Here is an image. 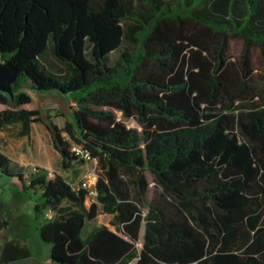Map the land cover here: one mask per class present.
Instances as JSON below:
<instances>
[{
    "label": "trees",
    "instance_id": "1",
    "mask_svg": "<svg viewBox=\"0 0 264 264\" xmlns=\"http://www.w3.org/2000/svg\"><path fill=\"white\" fill-rule=\"evenodd\" d=\"M125 37L132 48L110 63ZM255 51L264 60V0H0V61L19 70L14 99L0 91V129L30 138L42 123L64 170L84 162L73 144L97 161L92 202L60 173L36 167L27 179L0 152L1 176L39 189L35 213L52 212L40 227L49 264H264ZM49 54L67 73L48 67ZM27 88L68 100L74 120L60 127L22 108ZM100 213L108 224L84 236ZM29 257L18 240L0 245V264Z\"/></svg>",
    "mask_w": 264,
    "mask_h": 264
},
{
    "label": "rangeland",
    "instance_id": "2",
    "mask_svg": "<svg viewBox=\"0 0 264 264\" xmlns=\"http://www.w3.org/2000/svg\"><path fill=\"white\" fill-rule=\"evenodd\" d=\"M125 48H132V44L127 37L124 38L121 49L109 55L110 63H113L120 51ZM243 50V42L233 40L230 43L229 55L233 59H239ZM87 55H90V45H87ZM253 56L255 69L253 79L255 84L259 88H262L264 84V60L257 51L254 52ZM47 60V65L52 71L67 73L66 67L57 62L51 54L47 56ZM26 91L31 95L32 103L24 105L22 108L41 110L44 118L51 115L54 123L60 127H64L66 121L74 120L73 110L75 107L65 98L52 93L33 91L28 88ZM4 108L6 107L0 105V110ZM115 113L116 117L124 121L128 127L136 128L139 131L141 130V127L134 119L123 117L120 111H115ZM19 129V125H15L5 130H0V152L7 157L10 156L14 164L22 163L21 166L26 169L25 177L27 179L30 174L36 172V167H39V164L47 163L50 164V169L44 172L60 173L75 187L81 186V183L84 181L97 179L96 160L76 162L74 163V167L68 170L62 168L61 160L54 148L52 137L42 123H34L33 132L29 139L20 137L18 135ZM64 136L69 139L66 133H64ZM40 195L41 192L39 189H24L20 184L13 182L12 177L6 175L0 177V245H3L6 239L5 237L11 240H18L20 238L19 228L21 229L22 227L24 230H27L30 233L31 241V245H28L33 258L31 264H42L50 260L51 245L42 243L39 239V227L40 223L45 220V213L37 215L34 209V204ZM7 213L17 222L14 229L5 228L1 219L2 214ZM109 221V216L100 213L96 219L86 221L83 235L86 236L95 227L106 225ZM143 229L144 227L141 230L140 242L137 244L138 248L142 246Z\"/></svg>",
    "mask_w": 264,
    "mask_h": 264
},
{
    "label": "crops",
    "instance_id": "3",
    "mask_svg": "<svg viewBox=\"0 0 264 264\" xmlns=\"http://www.w3.org/2000/svg\"><path fill=\"white\" fill-rule=\"evenodd\" d=\"M34 125V124H33ZM33 125H32V132H33ZM11 127V126H10ZM8 128V127H7ZM6 128L4 129H0V130H5ZM32 132H31V135H32ZM27 138V137H26ZM29 139V138H28ZM58 153V152H57ZM58 156H59V159L61 160L60 158V155L58 153ZM10 160L12 159L10 156L8 157ZM12 161V160H11ZM13 162V161H12ZM20 164V165H19ZM17 164L18 166H21L22 163H19ZM39 168L43 169V170H47V169H50V164L47 163V164H39ZM22 167V166H21ZM13 182L15 183H18L22 186L21 182L17 179V178H14L13 177ZM23 188V186H22ZM35 206V204H34ZM108 216V215H107ZM110 217V216H109ZM4 225H5V228H10V229H14L15 226L17 225V222L7 213V214H2V217H1ZM18 221V220H17ZM43 224V222L40 223V227L41 225ZM23 226V225H22ZM101 226V225H100ZM40 227H39V230H40ZM18 232H19V236L20 238L18 239V241H20L21 243L23 244H26L27 246L30 244L31 245V241H30V233L27 231V230H24L22 227L21 229L19 228L18 229ZM5 241H11V239H8L7 237H5ZM40 241L42 243H45L43 242V240L41 239V236H40ZM14 240H17V239H14ZM32 256L27 258V259H24V260H20V261H16V262H13L11 264H31L32 263ZM50 263V260L48 262H43L42 264H49Z\"/></svg>",
    "mask_w": 264,
    "mask_h": 264
},
{
    "label": "built area",
    "instance_id": "4",
    "mask_svg": "<svg viewBox=\"0 0 264 264\" xmlns=\"http://www.w3.org/2000/svg\"><path fill=\"white\" fill-rule=\"evenodd\" d=\"M73 151L78 155V157L83 160L84 162H88V161H92L95 160L94 158H92L91 153L88 150L83 149L80 146L77 145H73ZM47 175L49 178H52L54 176L53 172H47ZM0 177H1V173H0ZM96 180H88V181H84L81 183L82 188L87 190V195L88 198L90 199V201L94 202L96 200L97 197V190L95 188L96 185ZM45 217L50 219L52 218V212L51 211H47L45 214Z\"/></svg>",
    "mask_w": 264,
    "mask_h": 264
},
{
    "label": "water",
    "instance_id": "5",
    "mask_svg": "<svg viewBox=\"0 0 264 264\" xmlns=\"http://www.w3.org/2000/svg\"><path fill=\"white\" fill-rule=\"evenodd\" d=\"M19 77V70L10 63L0 61V91L14 99L13 85Z\"/></svg>",
    "mask_w": 264,
    "mask_h": 264
}]
</instances>
